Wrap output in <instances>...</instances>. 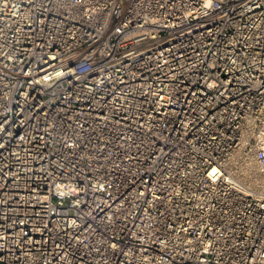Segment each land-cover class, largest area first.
I'll list each match as a JSON object with an SVG mask.
<instances>
[{
    "label": "built area",
    "instance_id": "1",
    "mask_svg": "<svg viewBox=\"0 0 264 264\" xmlns=\"http://www.w3.org/2000/svg\"><path fill=\"white\" fill-rule=\"evenodd\" d=\"M0 264H264V0H0Z\"/></svg>",
    "mask_w": 264,
    "mask_h": 264
},
{
    "label": "bare ground",
    "instance_id": "2",
    "mask_svg": "<svg viewBox=\"0 0 264 264\" xmlns=\"http://www.w3.org/2000/svg\"><path fill=\"white\" fill-rule=\"evenodd\" d=\"M245 173H247V172H245Z\"/></svg>",
    "mask_w": 264,
    "mask_h": 264
}]
</instances>
